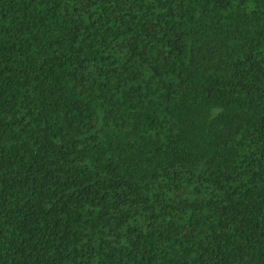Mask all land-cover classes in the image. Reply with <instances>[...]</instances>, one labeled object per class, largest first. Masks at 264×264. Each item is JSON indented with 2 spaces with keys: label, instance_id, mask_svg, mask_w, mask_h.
Instances as JSON below:
<instances>
[{
  "label": "trees",
  "instance_id": "16d2710c",
  "mask_svg": "<svg viewBox=\"0 0 264 264\" xmlns=\"http://www.w3.org/2000/svg\"><path fill=\"white\" fill-rule=\"evenodd\" d=\"M0 264H264V0H0Z\"/></svg>",
  "mask_w": 264,
  "mask_h": 264
}]
</instances>
